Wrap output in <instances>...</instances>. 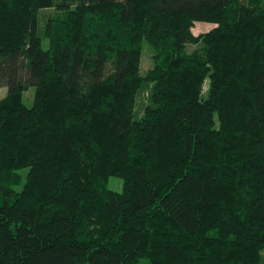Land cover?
<instances>
[{
    "label": "trees",
    "instance_id": "16d2710c",
    "mask_svg": "<svg viewBox=\"0 0 264 264\" xmlns=\"http://www.w3.org/2000/svg\"><path fill=\"white\" fill-rule=\"evenodd\" d=\"M1 86L0 264H264V0H0Z\"/></svg>",
    "mask_w": 264,
    "mask_h": 264
},
{
    "label": "rangeland",
    "instance_id": "374dc122",
    "mask_svg": "<svg viewBox=\"0 0 264 264\" xmlns=\"http://www.w3.org/2000/svg\"><path fill=\"white\" fill-rule=\"evenodd\" d=\"M55 12L54 8H48V9H43L40 11V28H43L44 20L46 15L49 13ZM213 26L212 22H207L204 20L201 21H195L193 26H192V31L195 34L196 37H199L209 31ZM43 44L45 45L44 41ZM199 42L194 41L192 43H188L186 45V51L191 52L194 49L199 47ZM138 63H139V68L142 73H145L149 67L152 66L153 64V47L151 46L150 43H148L146 40L143 41L142 43V48L139 51V56H138ZM208 79L205 80L204 82V91L207 90L208 87ZM6 93V87L1 86L0 87V97L4 96ZM150 91L149 89H146L137 96L136 99V112L137 115H141L144 110V105L147 102L148 95ZM33 95H34V87L30 86L24 93V102L27 105H31L33 101ZM108 186L114 190H121L122 188V179L117 176H111L108 182ZM263 258H264V250H263Z\"/></svg>",
    "mask_w": 264,
    "mask_h": 264
}]
</instances>
